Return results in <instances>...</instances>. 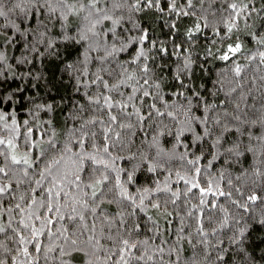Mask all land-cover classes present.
I'll return each instance as SVG.
<instances>
[{"label":"snow or ice","instance_id":"6c2138e0","mask_svg":"<svg viewBox=\"0 0 264 264\" xmlns=\"http://www.w3.org/2000/svg\"><path fill=\"white\" fill-rule=\"evenodd\" d=\"M205 2L0 0V17L8 20L7 24L0 25V49L7 45L23 50L19 58L0 51V234L16 245L10 248L0 243V264H41V261L73 264L81 256L85 258L82 264H166L165 254L170 258L175 256L167 264H178L181 241L185 240L194 250L199 246L195 258L188 264H199L201 256L204 260L210 259L209 246L216 253L218 264H228L232 253L244 256L240 246L247 238L245 228L229 237V242L237 246L230 251L220 247L224 243L220 239L210 245V234L203 221H213L212 209L224 214L218 228L211 231L215 237L228 227V207L224 201L245 213L254 211L250 205L264 206V150L258 151L252 146L242 149L243 141L239 138L246 136L249 145L255 140L264 149V134L255 136L250 130V126L258 123L264 127V102L260 108L253 105L251 113L243 112L237 104V114L233 115L226 102L221 101L223 111L216 112L217 104L207 103L204 96L190 86L191 79L186 82L193 60L183 44H195L194 37L202 30L199 19L193 28L182 34L186 40L180 44L176 43L180 35H173L174 31H179L175 22L164 21L169 29L165 41L153 39L151 26L133 19L136 13L152 9L162 14L158 17L161 20L164 15L195 16L198 3L200 18L206 21L210 7L204 8ZM207 2L211 6L216 0ZM223 11L228 13V19L223 21V35L220 29L214 32L221 43L232 42L227 43L216 58L231 61L228 71L235 78L243 79L253 62L258 67L264 66V35L252 31L253 25L245 20V28L249 29L245 35L258 46L256 50L240 42L238 36L234 40L232 37L241 31L239 20L260 10H249L243 0H232L225 4ZM126 20L131 21L130 28L124 27ZM203 27L210 25L205 22ZM53 29L58 30L54 33ZM133 31L138 34L127 35ZM212 43L217 41L212 40ZM61 46L72 56L70 62H65ZM185 52L188 55H184ZM28 54L43 61L53 57L63 64L60 87L67 93L60 96L63 107L49 102L54 101L51 91L39 96L35 91L39 85H32L34 91L27 96L24 95L27 89L20 84L14 90L3 87L8 82V73L13 80L44 79L43 74L34 76L31 70L17 73L16 69L24 64L33 63ZM208 54L215 55L211 50ZM172 57H177L174 73L169 68ZM240 57L247 63H239ZM10 59L15 60V64H9ZM166 70L171 83L165 82ZM219 75L223 77L225 73ZM65 76L67 84L63 80ZM258 79L264 84V75ZM238 87L237 83L225 94L229 97L228 103ZM122 88L130 91L126 93ZM166 89L171 91L166 92ZM172 97H179L180 101L169 103ZM145 98L154 102L146 103ZM142 107H146V111L142 112ZM57 109L66 117L63 140L58 138L54 126L59 124ZM197 111L201 114L197 115ZM209 112L215 114L210 116ZM42 114L46 118H42ZM180 116L183 119H178ZM165 117L170 118L169 124L160 119ZM148 121H158L160 131L150 139L145 134L139 141L138 151L132 155H113L133 146L136 128L143 131ZM161 137H165L164 143ZM167 144H171V148H166ZM178 148L182 151L178 152ZM246 152L256 155L257 160L250 177L244 169L245 179L236 178L241 180V186H233L229 180L225 190L214 177L202 182L204 174L211 176L208 169L215 161L230 164ZM207 155L211 160L202 169L201 160ZM118 161H125V166H119ZM177 163L183 172L175 170ZM248 179H251L250 184ZM181 182L185 186L183 190L173 188V183ZM193 199H198V203H192ZM113 204L117 206L115 211L103 206ZM169 204L176 209L180 227L175 233L176 243L166 248L169 245L166 239L160 244L154 242L161 231L147 214L151 208L165 219L172 217L173 213L167 209ZM182 206L186 211L180 216ZM260 215L264 216V208ZM17 216L19 220L14 227ZM186 218L195 222V236L199 238L195 243L189 238L192 233L184 234ZM233 219L239 224L235 215ZM147 222H151V228ZM171 222L168 220L169 224ZM259 223L264 226V219ZM146 232H151L152 236L140 239ZM102 240L105 243H101ZM247 259L256 264V257ZM259 259L264 260V256Z\"/></svg>","mask_w":264,"mask_h":264},{"label":"trees","instance_id":"16d2710c","mask_svg":"<svg viewBox=\"0 0 264 264\" xmlns=\"http://www.w3.org/2000/svg\"><path fill=\"white\" fill-rule=\"evenodd\" d=\"M181 4L185 3V0H179ZM232 2V0H216L215 4H212L211 6L209 3L205 2L204 8H209L210 11L207 14V20L201 19V5L196 4V15L195 16H189V17H175L174 15H164L163 20L159 19L158 17L162 14H159L155 12L154 9L152 10H146L142 13H136L133 17L138 23L144 24V25H150L153 33V39L159 38L160 40H168V37L165 35L169 32V29L167 25L164 23V21L168 22H175L178 26V32H173V35H180V39L176 40L177 44H180L182 40H186V37L182 34L187 32L188 29L193 28L195 23L198 21L201 24V32L197 33L194 37L195 44L190 43H184L183 47L185 49H188V52L191 53V57L193 60V66H192V72L188 74L187 79H191V87L195 88L196 91H199L203 96L207 103H215L217 104L216 112L222 113L223 108L220 106L221 101L226 102V106L230 112H232L233 115L237 114L236 112V105L239 104L240 109L243 110V112H249L252 111V106L254 105L255 108H260L261 103L264 102V84L258 79L260 75H264V66H257L256 62H253L252 65L249 66V69H246V73L244 75L243 79L235 78L234 75L228 71V69L231 67V61L229 62H223L218 60L216 57L220 55L225 49L227 43L232 42L231 40L224 41L221 43L220 38L215 35L214 29H220L221 35H223L224 27H223V21L228 19V13L223 11L224 6L226 3ZM244 3H247L249 5V10L252 8L260 10L257 12H252L251 16H246L245 19L239 20V28L241 29L240 32L234 33L232 39H236L237 36L239 37L240 42L247 45V47L251 48L253 51L256 50L258 47L255 45V42H249V38L245 35L246 32L249 31V29L245 28V20L248 24H252L253 28L252 31L259 32L261 35H264V0H243ZM230 11V10H229ZM212 13H215L213 15ZM12 17L15 18V14H12ZM16 22L19 23V19H16ZM209 23V28H204V23ZM8 20L4 17H0V25L7 24ZM110 26V25H106ZM26 27V26H22ZM125 28L131 27V21H127L124 23ZM58 29H53V32L55 33ZM11 31V30H9ZM135 31L131 33H127V35H137ZM2 39V37H0ZM212 40H216L217 43L213 44ZM42 47V46H41ZM219 49V51H217ZM211 50L215 55H209L208 52ZM0 51H4L5 54L9 57H16L19 58L21 55V51H17L15 48H12L10 46L5 45L3 49H0ZM60 51L64 55L65 62H70L72 59V56L69 55L68 52H66L61 46ZM153 52L155 50L153 49ZM188 52H185L184 55H188ZM152 53H150L151 55ZM29 59L33 60V63H26L21 68L16 69L17 73H26L29 70L34 74V76L43 74L44 79L36 80L33 79L31 82H29L27 79L24 80H13L11 78V73H8L9 79L6 84L3 85V87L14 90L17 87V84H20L21 87H24L27 89V92L24 93L25 96L30 95L33 93L34 89L32 88V85H39L35 91L38 93L39 96H44L45 93L51 91L52 97H54V101L50 100L49 102H54L56 104H61L60 96L61 95H67V93L64 91L62 87H60V80H61V73L63 72V64H60L58 60H55L53 57H49L47 61L43 60H36L33 59L34 54H28ZM74 55V54H73ZM123 58V57H122ZM177 60V57H172V60L169 62V68L174 73L175 71V61ZM151 62V61H150ZM238 62L241 64L247 63L246 60L243 59V57H240L238 59ZM9 64H15V60L10 59L8 61ZM225 73L223 77H221L220 73ZM107 78V77H106ZM165 82L171 83L172 78L170 75H168V71L165 72ZM64 83H69L67 76L63 77ZM220 80L221 83H217V81ZM51 82V83H49ZM114 82V81H113ZM239 84L240 87L237 88V91L235 93H232L231 96V102L228 103L229 97H227L225 94L230 91L231 87L235 86L236 84ZM48 85L45 87L44 85ZM223 88V91H217L219 88ZM121 91H124L128 93L130 89L128 88H122ZM171 89H166V92H170ZM215 93V95H213ZM119 99V97H116ZM166 99H168V96H165ZM146 103H152L150 98H145ZM172 100L180 101L179 97H172L169 99V103L172 102ZM186 104V101H182ZM137 106H140L139 102L137 101ZM193 103L195 104V99H193ZM63 107V105L61 104ZM158 107H161V110H163L162 105L159 103L157 104ZM142 112L146 111V107L141 108ZM202 110V109H201ZM195 111V109H194ZM243 112H241V116L243 118ZM197 115H200L201 112L197 111ZM215 113L209 112V115H214ZM259 113L257 114L259 118ZM56 117L59 120V124L54 125L56 127V131L58 133V138L60 140H63L66 134V127L63 123V121L66 119L64 113H62L59 109L56 110ZM42 118L43 117L42 114ZM163 120L164 124L170 123V118H160ZM178 119H183L182 116L178 117ZM134 120V118H133ZM158 121H148L143 126V131L139 127L136 128V136L132 137V140L134 141V145L124 148L123 151L120 152H113V155H121V156H130L133 152H137L138 148L140 147L139 141L143 140L145 138V134H148V138L150 139L151 136H154L157 134L158 131H160V128L158 127ZM148 124H152V127H148ZM71 126V123L69 124ZM250 130L254 133L255 136H259L261 134H264V127H261V125L258 123L257 125L250 126ZM236 136H239L237 133ZM236 137H233L235 139ZM240 140L243 141L242 149L246 148L247 146H252L254 148H257L259 150H264L261 148V146L253 140L251 145H249V141L247 140L246 136L239 137ZM165 137H161V143H164ZM171 144H167L166 148H171ZM177 151H182V149L178 148ZM199 154V153H197ZM208 160H211V156L207 155L205 159L201 160V167L202 169L207 165ZM257 156L253 155L251 152H246L245 156H242L239 158V160L233 159L230 164H225L222 162V160L215 161L213 163V166L208 169V173H211V176H209L207 173L202 176V182L207 179L215 178L220 182V185L222 188L227 190L228 181L231 180L233 186H241V180H244L245 177L242 176V170L247 169V176L250 177L251 173L253 171V167L256 163ZM135 162V161H134ZM119 166L123 167L125 166V161H118L117 162ZM130 166V165H129ZM175 170H180L183 172V169L180 167V164L175 165ZM221 173H223V178H221ZM166 174V173H165ZM238 176H241V180H237L236 178ZM160 179H163V174L160 175ZM175 180V176H173V181ZM114 182V181H113ZM251 183V179H248V184ZM185 186L183 185V182L181 184L176 185L173 183V188H180L183 190ZM182 199H184L182 197ZM211 199V197H210ZM221 201H223V198H221ZM178 203H180L178 201ZM192 203H198V199H193ZM225 206L228 207V215H229V222L228 227L219 231L217 233V236L213 237L211 235L212 229L218 228L219 222L223 219L224 214L219 212L216 209H212V215H213V221L209 223L208 220H204L205 228L209 232V241L210 245L215 244L217 239L223 240L224 243L220 247H227L230 251L237 246L232 245L229 242V237L233 236L238 229L245 228L246 232V239L244 240V243L242 246L244 250V256L236 255L235 253H232L231 260L228 261V264H251V261L247 259V257L254 256L256 257V264H264V260H260L259 257L264 256V226L260 225L259 221L261 219H264V216H261V210L264 208V206H256V205H250L251 209H254V211H249L247 213L243 212L242 209H236L233 206H230L227 204L226 201H224ZM108 209V211H115L116 205H103ZM168 211L173 213L172 217H169L165 219L164 216L159 215L157 213V210L155 209H149L148 216H152L153 219L156 221L157 225L160 228L161 234L157 235L155 238V243L160 244L162 240H167L169 242L168 246H171L176 243V236L175 233L179 230L180 227V221L179 216L176 214V209L173 205L169 204L167 205ZM43 211V210H41ZM186 209L182 206L180 209V216L185 215ZM207 214V210H206ZM13 215H16L14 212ZM235 215L236 219H239V224L235 222V219H233V216ZM140 216L146 220V217H144V214L141 213ZM19 220V217L17 216V221L13 223V226L15 227L17 222ZM168 220H171L172 222L169 224ZM3 222H7L6 219ZM38 223V222H37ZM63 223V222H61ZM148 227L151 228L152 224L151 222H147ZM186 227H185V235L187 236L189 233H192V235L189 237L192 239L193 243L196 242L198 237L195 236V222L192 218H186ZM59 224L56 225L58 227ZM8 234H11L10 232ZM152 236L151 232H146L145 235L139 237L140 239L149 238ZM44 240V238H41ZM47 241H45L46 243ZM153 241L150 240V243ZM0 243L6 244L10 248L16 247V245L13 242L8 241L5 239V236L3 234H0ZM101 243H105L103 240ZM31 249V246H29ZM199 250V246L197 249H193L192 245L185 241H181L180 246V261L178 264H188V262L195 258V252ZM208 252L211 253V258L208 260H204L203 256L199 258V264H218L217 261H215V255L216 253L212 250L211 246H209ZM55 255V254H54ZM102 255V254H101ZM85 258L81 256V259L79 261H73V264H82V261ZM170 259L174 260L175 256H172L171 258L165 254L164 260L167 264V262L170 261ZM41 264H44L43 261H41ZM49 264H56V262H49Z\"/></svg>","mask_w":264,"mask_h":264}]
</instances>
